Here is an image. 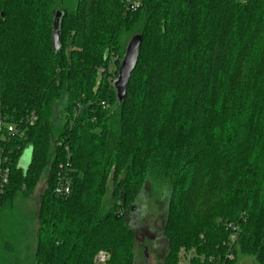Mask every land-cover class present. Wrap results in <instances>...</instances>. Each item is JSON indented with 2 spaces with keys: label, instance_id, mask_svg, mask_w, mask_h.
I'll return each mask as SVG.
<instances>
[{
  "label": "trees",
  "instance_id": "1",
  "mask_svg": "<svg viewBox=\"0 0 264 264\" xmlns=\"http://www.w3.org/2000/svg\"><path fill=\"white\" fill-rule=\"evenodd\" d=\"M128 1L0 0V211L48 171L34 264H94L100 251L134 264L128 213L150 191L167 208L164 264L181 249L195 250L192 264H264V0H142L137 11ZM136 35L120 103L114 83ZM61 170L66 198L54 194Z\"/></svg>",
  "mask_w": 264,
  "mask_h": 264
},
{
  "label": "rangeland",
  "instance_id": "2",
  "mask_svg": "<svg viewBox=\"0 0 264 264\" xmlns=\"http://www.w3.org/2000/svg\"><path fill=\"white\" fill-rule=\"evenodd\" d=\"M60 4L63 10H69L73 5L72 0H61ZM116 69L115 64H111L110 73H114ZM110 79L113 81L115 78ZM60 126V122L56 120L55 138L58 136L56 129ZM27 152L28 150L24 155ZM47 177L48 171L43 174L31 195H18L13 205L8 203L0 211V264H34L39 230V203ZM154 201L152 193L147 191L137 200L135 210L128 213L129 225L132 229L140 231L134 264H164L168 254L167 242L163 238V219L167 208L164 203L157 205ZM110 204L109 195L105 205L108 207ZM108 254L110 256L109 252ZM237 264L257 263L253 258L240 257Z\"/></svg>",
  "mask_w": 264,
  "mask_h": 264
},
{
  "label": "built area",
  "instance_id": "3",
  "mask_svg": "<svg viewBox=\"0 0 264 264\" xmlns=\"http://www.w3.org/2000/svg\"><path fill=\"white\" fill-rule=\"evenodd\" d=\"M142 5V0H129L128 1V9L131 11H137ZM104 108L107 107L105 103L101 104ZM33 121H35V118H33ZM8 133L11 135L15 134V128L13 126H8L7 128ZM5 160L0 157V165L2 166ZM63 169V167H61ZM9 181V169L8 168H3L0 171V209H1V198L4 195L5 192V187L7 186ZM55 196L61 197V198H66L69 197L72 194V187L70 183V179L68 177L67 172L65 170H61V172L58 173L57 175V185L54 190ZM228 228L231 229V235H230V240L229 244L233 245L237 241V235H238V227H236L233 224H228ZM196 256L195 250H192L190 252L186 251L185 249H181L178 258H179V264H192V260ZM110 256L107 252L105 251H100L97 253L95 257V262L94 264H106L109 260ZM234 259L233 254L229 253L227 255L226 260L232 261ZM223 260V259H222ZM210 264H225V260L219 261L216 263L214 258L210 259Z\"/></svg>",
  "mask_w": 264,
  "mask_h": 264
},
{
  "label": "water",
  "instance_id": "4",
  "mask_svg": "<svg viewBox=\"0 0 264 264\" xmlns=\"http://www.w3.org/2000/svg\"><path fill=\"white\" fill-rule=\"evenodd\" d=\"M62 13L58 11L54 19V45L58 51L60 49V24H61ZM142 37L136 35L128 43L125 56L121 62L119 68V75L114 83L117 91V99L122 103L126 97L127 88L129 86L132 74L137 66L140 52H141ZM28 168V167H27Z\"/></svg>",
  "mask_w": 264,
  "mask_h": 264
},
{
  "label": "crops",
  "instance_id": "5",
  "mask_svg": "<svg viewBox=\"0 0 264 264\" xmlns=\"http://www.w3.org/2000/svg\"><path fill=\"white\" fill-rule=\"evenodd\" d=\"M31 157H32V149H28V152L22 157V160L20 162V167L23 169H27V167L30 164ZM36 250H37V245H36ZM35 255H36V251H35Z\"/></svg>",
  "mask_w": 264,
  "mask_h": 264
}]
</instances>
